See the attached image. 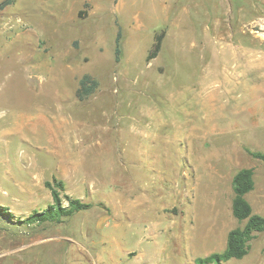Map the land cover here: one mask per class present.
Instances as JSON below:
<instances>
[{
    "label": "rangeland",
    "instance_id": "rangeland-1",
    "mask_svg": "<svg viewBox=\"0 0 264 264\" xmlns=\"http://www.w3.org/2000/svg\"><path fill=\"white\" fill-rule=\"evenodd\" d=\"M226 1L218 18L186 0L170 24L150 0L0 8V206L15 216L0 218V264H196L245 225L232 203L247 168L264 217V163L248 153H264V0ZM85 74L99 88L80 101ZM54 181L63 205L91 208L18 224L53 204ZM222 264H264V232Z\"/></svg>",
    "mask_w": 264,
    "mask_h": 264
},
{
    "label": "trees",
    "instance_id": "trees-1",
    "mask_svg": "<svg viewBox=\"0 0 264 264\" xmlns=\"http://www.w3.org/2000/svg\"><path fill=\"white\" fill-rule=\"evenodd\" d=\"M15 0H6L0 5L3 9L12 5ZM82 14V13H81ZM80 14V17L82 16ZM165 37V32L156 36L153 49L150 51L147 61L148 63L155 59L161 51L162 42ZM121 34L117 39V44ZM120 48L119 45L116 48V57L119 59ZM99 88V82L89 74H85L79 81V89L77 97L80 101L88 99ZM248 153L255 159L264 163V153L251 152ZM255 171L252 168L242 169L236 173L233 179V191L234 198L232 203L233 215L238 222L245 225L233 229L228 234L226 250L222 253H214L205 258H197L196 264H222L232 259L241 260L246 257L251 248V242L256 238L257 234L264 232V217L254 214L253 208L246 196L252 192L255 188ZM46 182L45 186L51 191L53 204L48 206L43 211H34L30 216L24 220L16 221L23 226L40 225L44 223H60L65 218H70L75 214L87 211L91 208L90 204L84 203L80 199H75L69 196H65L67 205H63L60 196V191L64 190L63 184L58 181ZM0 218L14 219L15 216L6 207L0 206ZM13 222V221H7Z\"/></svg>",
    "mask_w": 264,
    "mask_h": 264
},
{
    "label": "crops",
    "instance_id": "crops-1",
    "mask_svg": "<svg viewBox=\"0 0 264 264\" xmlns=\"http://www.w3.org/2000/svg\"><path fill=\"white\" fill-rule=\"evenodd\" d=\"M130 2L132 0H117V6L119 7L121 5L124 6L125 3ZM186 0H150V2H156L159 3V5L162 7L161 9V17L164 18V22L166 24H170V16H174L175 18H178V12L182 11L180 10V6L179 3L185 2ZM253 1V0H252ZM187 2L189 3L188 6H190L191 4L194 6L193 9L190 10H195V15L199 16L201 15L202 17H212L214 16V14H207L206 12L208 11H216L217 10V16L218 18H220L221 16H225L227 8L226 5L224 4V6H222L223 3H227L226 0H187ZM170 3V5H168ZM210 3V4H208ZM173 4V5H172ZM187 5L183 6V10H187L188 8H186ZM216 9V10H215ZM232 10V9H231ZM175 11V14H173L172 12ZM233 11V10H232ZM201 12L202 14L198 13ZM175 24V21L173 22ZM216 24V23H215ZM219 22L217 23L218 26ZM205 33H210V31H204ZM219 32V31H216Z\"/></svg>",
    "mask_w": 264,
    "mask_h": 264
}]
</instances>
